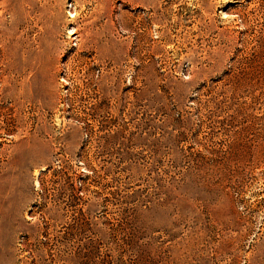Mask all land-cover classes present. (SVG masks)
<instances>
[{"label":"rangeland","instance_id":"rangeland-1","mask_svg":"<svg viewBox=\"0 0 264 264\" xmlns=\"http://www.w3.org/2000/svg\"><path fill=\"white\" fill-rule=\"evenodd\" d=\"M0 264H264V0H0Z\"/></svg>","mask_w":264,"mask_h":264}]
</instances>
